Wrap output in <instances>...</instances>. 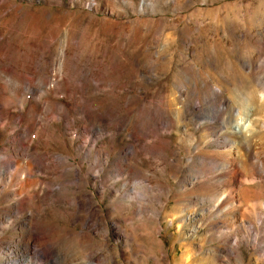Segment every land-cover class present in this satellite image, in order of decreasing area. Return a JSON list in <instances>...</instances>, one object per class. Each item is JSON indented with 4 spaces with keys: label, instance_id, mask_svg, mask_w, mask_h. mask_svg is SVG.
Listing matches in <instances>:
<instances>
[{
    "label": "rangeland",
    "instance_id": "374dc122",
    "mask_svg": "<svg viewBox=\"0 0 264 264\" xmlns=\"http://www.w3.org/2000/svg\"><path fill=\"white\" fill-rule=\"evenodd\" d=\"M16 1L19 12L10 3L0 6V27L10 18L21 44L16 53L34 49L35 39L38 51L45 47L40 63L48 69L67 40L66 57L98 73L99 82L71 81L60 72L59 83L40 98L26 90L15 98L0 79L6 85L0 97L14 101L9 125L0 130V156L16 160L0 172V264H264V142L261 166L240 164L249 178L235 188L233 208L243 217L232 223L215 207L227 199V185L220 181L217 193L204 198L205 190L191 193L227 169L194 172L203 168L196 147L223 152L214 140L224 130L186 112L216 87L228 103L231 92L242 100L255 90L251 104L258 106L264 0ZM40 6L51 15H41L31 33V13ZM44 99L57 102V112H43ZM37 100L39 123L32 118L25 137L12 143L8 136L19 128L13 113ZM145 108L166 125L151 132ZM134 122L143 123L140 141L130 135ZM256 128L264 141V127ZM45 151L63 160L28 164L30 155ZM90 205L95 215L86 211Z\"/></svg>",
    "mask_w": 264,
    "mask_h": 264
},
{
    "label": "bare ground",
    "instance_id": "6f19581e",
    "mask_svg": "<svg viewBox=\"0 0 264 264\" xmlns=\"http://www.w3.org/2000/svg\"><path fill=\"white\" fill-rule=\"evenodd\" d=\"M8 3L16 9V12H19L20 7H22V5L16 0H0V6ZM96 6L97 3L94 2L93 7ZM31 15L34 19L30 26V32L32 33L39 27V17L41 15L49 17L51 13L48 7L40 6L37 7L36 11H32ZM10 21L11 19L8 18L7 22L0 27V79L6 82L5 84L8 85V89L15 98H19V94L23 92V90H26L33 95L39 94L38 98H40L41 94H45L48 91L47 88H50L51 85H57L59 83L58 74L60 72L64 73V75L71 81H83L89 77L93 78L96 82H99L98 73H91L90 70L85 69V67L78 69L75 61L66 57L69 52V42L67 40L60 49L59 61L54 62L48 69H46L47 64L41 65L40 63V56L43 53H47L45 51V47H41V51H38L39 46L36 44L35 39H30L29 41V44H31L34 49L28 52L25 46V48H18L21 50V54L16 53V48L20 47L21 44L13 39L15 28L9 24ZM16 68H19V70L15 71ZM48 72L51 76L48 75ZM5 84L0 82V88L4 90V87L6 86ZM185 89L186 87L183 88V90ZM221 93L222 90L220 88H213L209 96L205 95L202 100L197 98L196 102L187 105L188 110H186V112L188 117H209L213 121H218L220 130H224L222 134H215L216 136L214 140L217 146L224 150L223 152L220 150L221 153H210L202 150V148L196 147L197 151L195 156L203 168L196 166L194 172L202 174L207 171L208 167H227V169L219 175H216L206 182H201L196 184V186H193L191 193L196 196L195 191L197 189L205 190V195L201 197L204 198L207 197L208 194L213 193V195H215L217 193V190L220 187L218 184L220 181L223 185H227L229 189L227 199L225 201H218V204L215 207L220 214L222 213L223 216L228 217L231 219V222L234 223L239 221V218L243 217V213L239 210L240 208H233V203L238 202L234 193L235 188L236 186L246 182L249 178L244 176L242 171H240V164H250L253 168L258 166V164L261 166L262 160H260L259 152L263 144L262 142L264 141H261L262 138L260 139V133L256 127L257 125L259 127H264V119H261L260 115L262 112L261 109L264 108V95L261 97L257 106L255 103L251 104L257 97L255 90L248 89L245 98L242 100H240L239 96L235 97L236 94L232 96L233 92H231L232 94L229 93L231 95L230 103H228L227 98L223 97ZM27 99L28 98L22 101V105H24ZM38 102L40 101H31L28 106H22L24 113H13V115L17 118L19 128L17 131L8 136L12 143H17L19 138L25 137L30 129L28 121L32 118H34L36 123H39L41 110H38ZM242 103H246L247 105L243 107ZM11 104H14L13 100L7 101L0 97V130H6L9 125L8 119L10 117V110L7 109V107ZM232 104L234 105L232 106ZM42 106V109L44 110L43 112H57V108H59L57 102L49 103L47 99L42 100ZM179 112L180 110L177 112V117L179 116ZM144 115L143 123H146V127L153 133L157 131L159 126L166 125L167 123L165 120L158 119L151 108H145ZM262 118H264V116H262ZM23 119L27 121L25 125L20 124ZM143 123H140V125L137 126L134 122V124L130 127V135L137 141H140L139 136L144 135L142 133L144 131ZM96 126L101 130V117H96ZM103 126L105 125L103 124ZM140 128L142 129L138 132ZM29 157L30 159L28 164L37 163L39 166L49 165L52 167L56 166L57 163L63 160V157L59 154L49 151H45L43 155H30ZM15 161L16 160L10 154L0 156V169H2L0 172L8 169L7 167ZM196 177H198L197 174L191 176L190 178L193 179ZM136 193L140 198L142 192L139 190ZM80 198L81 197H78L77 204L82 202ZM256 206L258 207V205ZM95 210L93 205H90L88 209H86V211L94 215ZM226 238L227 241L233 240L234 244L237 243L235 237L227 235ZM25 243L26 246L32 245L30 240H26ZM258 243L259 241H257V244Z\"/></svg>",
    "mask_w": 264,
    "mask_h": 264
}]
</instances>
